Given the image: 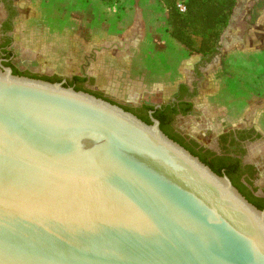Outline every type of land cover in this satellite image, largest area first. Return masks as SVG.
I'll return each instance as SVG.
<instances>
[{"label":"water","instance_id":"95a60500","mask_svg":"<svg viewBox=\"0 0 264 264\" xmlns=\"http://www.w3.org/2000/svg\"><path fill=\"white\" fill-rule=\"evenodd\" d=\"M149 118L0 64V264H264V209Z\"/></svg>","mask_w":264,"mask_h":264},{"label":"crops","instance_id":"0c3cea01","mask_svg":"<svg viewBox=\"0 0 264 264\" xmlns=\"http://www.w3.org/2000/svg\"><path fill=\"white\" fill-rule=\"evenodd\" d=\"M26 2L13 0L20 14L0 32V43L6 41L14 61L63 76L88 75L96 88L129 104L168 102L180 85L192 87L193 64L177 41L168 32L151 34L156 12L148 0H90L81 5L83 11L88 6L95 12L89 21L73 17L77 0ZM0 16L1 27L7 21L1 0ZM239 50L247 55L249 48ZM207 84L200 98L193 96L190 102L201 104L197 115L211 130L218 135L237 127L264 130L260 108L231 102L228 95L217 98L216 83Z\"/></svg>","mask_w":264,"mask_h":264},{"label":"rangeland","instance_id":"374dc122","mask_svg":"<svg viewBox=\"0 0 264 264\" xmlns=\"http://www.w3.org/2000/svg\"><path fill=\"white\" fill-rule=\"evenodd\" d=\"M26 1L15 0L16 3L22 2L24 5H26ZM77 1V7L73 9V17L87 18L88 21L91 16L95 18V12H90L88 6L85 11L81 7L82 3H87L90 0ZM8 2L10 3H7L9 5L7 7L4 4L5 0H1V4L5 6V12L7 13L6 10L8 8L11 9V6L14 7L13 9L17 7L19 10L15 9L14 18L19 16L20 7L13 5V0ZM148 2L152 3L151 5L154 7L152 9L156 12L153 22L155 28L152 26L153 29H150L151 34L154 35L159 32H168L169 34V26L166 19L167 10L161 0H148ZM90 7L91 9L93 8V6ZM226 32L229 34L227 38L224 36ZM86 35L88 37V34ZM243 36H247V38L241 43L240 40ZM224 38L225 40H223ZM154 41L157 42L156 39ZM199 41L200 38L195 37V46L199 44ZM177 43L178 50L181 49L185 53L188 63L193 64L192 79L197 84L196 97L202 95L206 90L207 83L211 80L217 85V98L220 96L225 98L228 95V99L231 102L241 101L246 106L258 107L264 119V0H236L228 23L214 50L210 53H191L179 42ZM229 45L231 47H228ZM243 46L249 48L247 55L241 54L239 50ZM13 62L21 65L20 62L14 60ZM24 65L31 73H44L38 68L39 65L37 64ZM191 104V108H194L196 115L189 116L185 113L186 115L178 116L177 118V125L184 132L188 123L197 122L196 119H201L200 115H197L201 104L198 103L196 106L192 102ZM199 126L202 127L201 125ZM215 132L217 130H210L208 134L204 132L198 138L202 143L210 146L216 137ZM256 183L258 188L264 187V165L260 169V177Z\"/></svg>","mask_w":264,"mask_h":264},{"label":"flooded vegetation","instance_id":"af4514ba","mask_svg":"<svg viewBox=\"0 0 264 264\" xmlns=\"http://www.w3.org/2000/svg\"><path fill=\"white\" fill-rule=\"evenodd\" d=\"M9 0H5V5L8 7L7 3ZM11 6V5H10ZM5 7V6H4ZM8 8L7 11V21L4 20L1 27V30L8 28V24H11L14 16L15 9L14 7ZM8 23V24H7ZM8 44V43H7ZM0 64L2 66H10L14 70L18 71L22 75L32 76L36 78H42L49 80L51 82H64L66 86H71L76 90H82L88 93L95 95L96 97L103 98L113 104H116L123 109L132 112L137 117L145 121L143 118H148L150 123V114L156 119L159 118L155 115L156 110L164 111L167 108L169 110L174 109L173 112L167 111V121L173 133H178L185 141H194L197 143L198 147H203L204 151H209L211 154L209 158H226L230 157L232 160H227L225 164H236L238 166L237 174L241 173L240 181L246 186L248 191H251L252 194L257 198L264 199V187L258 188L256 181L260 177V169L264 165V130H259L254 127L247 128H234L223 134H216L215 139H213L212 145H206L201 142L198 138L204 132L208 134L210 128L207 126V121L201 119H196L197 122H190L186 125L185 132L180 130L177 125L178 116H183L188 114L189 116L196 115L194 108L189 110L186 114L182 112L185 108L186 103H190V99L195 96V90L197 84L195 81L192 82L191 88L185 85H180L177 91V94L173 100L162 103H139V104H129L125 103L118 98H115L104 91L96 88L94 82L88 75H72V76H63L56 74L52 71L44 70V73H31L28 71V68L25 63L20 61V64L17 65L13 62L12 52L7 49L6 41L0 43ZM38 70V69H37ZM80 77L83 80L81 83L72 82L74 77ZM192 106V104H191ZM160 128L161 121L159 120ZM202 127H200L199 125ZM222 136L226 137L225 142L221 139ZM257 146L259 147L257 149ZM224 163V162H222ZM222 173H225L222 170ZM226 174V173H225ZM227 175V174H226ZM228 176V175H227ZM229 177V176H228ZM230 178V177H229ZM232 181V180H231ZM252 203V202H251ZM253 204V203H252ZM254 205V204H253ZM264 209V208H263Z\"/></svg>","mask_w":264,"mask_h":264},{"label":"trees","instance_id":"16d2710c","mask_svg":"<svg viewBox=\"0 0 264 264\" xmlns=\"http://www.w3.org/2000/svg\"><path fill=\"white\" fill-rule=\"evenodd\" d=\"M110 2L113 0H101ZM236 0H185L186 11L181 13L176 8V0H161L167 10L166 19L169 26V35L179 42L189 52L210 53L214 50L225 26L228 23ZM195 37L200 41L197 46L194 44ZM15 74L22 75L14 70ZM32 77V76H31ZM84 79L74 77L72 82L81 83ZM191 109V104L186 103L182 112L187 113ZM174 109L168 108L164 111L156 110L155 115L161 121V129L173 140L183 145L193 155L199 157L201 161L207 164L215 173L222 174V170L230 177L235 187L257 208H264V199L255 197L246 186L241 183L240 175L237 174L238 166L236 164H225L230 157L209 158L210 152L204 151L203 147L197 148L194 141H185L178 133H173L167 121V111L173 112ZM149 122L148 118H143ZM224 142L225 136L221 138ZM232 161V160H231ZM224 162V163H222Z\"/></svg>","mask_w":264,"mask_h":264},{"label":"built area","instance_id":"2783aa9c","mask_svg":"<svg viewBox=\"0 0 264 264\" xmlns=\"http://www.w3.org/2000/svg\"><path fill=\"white\" fill-rule=\"evenodd\" d=\"M185 0H176V8L179 12L183 13L186 11Z\"/></svg>","mask_w":264,"mask_h":264}]
</instances>
